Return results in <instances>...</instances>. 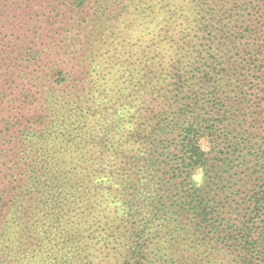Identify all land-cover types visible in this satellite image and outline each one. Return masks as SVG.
Returning a JSON list of instances; mask_svg holds the SVG:
<instances>
[{
    "label": "trees",
    "instance_id": "obj_1",
    "mask_svg": "<svg viewBox=\"0 0 264 264\" xmlns=\"http://www.w3.org/2000/svg\"><path fill=\"white\" fill-rule=\"evenodd\" d=\"M0 264H264V0H0Z\"/></svg>",
    "mask_w": 264,
    "mask_h": 264
},
{
    "label": "rangeland",
    "instance_id": "obj_2",
    "mask_svg": "<svg viewBox=\"0 0 264 264\" xmlns=\"http://www.w3.org/2000/svg\"><path fill=\"white\" fill-rule=\"evenodd\" d=\"M197 180H199V177H197Z\"/></svg>",
    "mask_w": 264,
    "mask_h": 264
}]
</instances>
